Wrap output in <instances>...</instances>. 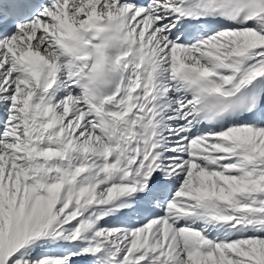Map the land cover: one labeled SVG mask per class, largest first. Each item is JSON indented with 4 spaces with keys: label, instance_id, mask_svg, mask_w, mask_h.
I'll use <instances>...</instances> for the list:
<instances>
[{
    "label": "snow or ice",
    "instance_id": "1",
    "mask_svg": "<svg viewBox=\"0 0 264 264\" xmlns=\"http://www.w3.org/2000/svg\"><path fill=\"white\" fill-rule=\"evenodd\" d=\"M0 264H264V0H0Z\"/></svg>",
    "mask_w": 264,
    "mask_h": 264
}]
</instances>
